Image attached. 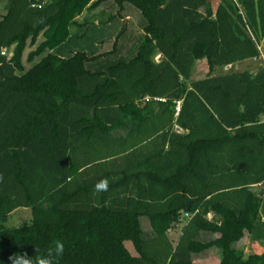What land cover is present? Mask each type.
<instances>
[{"label":"trees","instance_id":"1","mask_svg":"<svg viewBox=\"0 0 264 264\" xmlns=\"http://www.w3.org/2000/svg\"><path fill=\"white\" fill-rule=\"evenodd\" d=\"M104 1L143 18L134 52H120V30L108 51L58 55L70 27H80L75 17ZM216 1L214 9L211 0L6 1L0 264L16 253L35 259L57 239V264H205L192 258L210 248L217 264H264V249L244 256L240 248L246 237L264 243V189L251 191L264 182V70L255 48L264 0ZM199 59L207 73L189 81ZM246 59L258 60L254 73L222 68ZM17 208L29 209L28 224L5 227ZM140 217L152 233L145 238ZM182 220L171 243L166 233Z\"/></svg>","mask_w":264,"mask_h":264},{"label":"rangeland","instance_id":"2","mask_svg":"<svg viewBox=\"0 0 264 264\" xmlns=\"http://www.w3.org/2000/svg\"><path fill=\"white\" fill-rule=\"evenodd\" d=\"M6 1L7 0H0V13L4 12ZM109 16H111L110 20L106 21ZM75 21L80 27H76L75 25L70 27L69 33L71 39L67 43L65 42L62 48H58L57 53L60 56H67L72 50H80L84 48L92 49L94 54L108 51L112 48L115 36L120 30L123 31V34L118 37L116 41L120 52L123 54L127 53L130 46L133 47L134 52L142 33L141 28L144 25V20L136 9L125 4L122 10L119 11L116 5L111 1H104L95 9H83L81 13L75 17ZM99 22H101L100 25ZM102 22L107 23V25ZM80 34H82L81 38L78 37ZM74 36L80 39H75ZM98 39L100 40V43L97 46L96 40ZM31 49H33V46L27 45L22 55L24 69L29 67V64L26 63L24 59L27 51ZM130 51H132V49ZM128 55L129 56L124 57L129 58L132 56L131 53ZM251 191L256 194L258 193L256 188H251ZM29 219L30 213L28 208H17L9 213L5 222V227L16 228L26 225L28 224ZM183 221L184 220L179 221L178 224L167 231L166 235L171 243L177 240ZM138 222L142 231V238L146 237L147 232L148 235L152 234L145 217H140ZM247 242L248 240L246 237L240 244V248L244 251V255L248 252L249 248ZM123 246L131 255L135 254L129 242H123ZM256 247L257 246L254 248ZM258 248L254 251L255 253L260 251ZM218 259L219 251L215 248H210L207 252L202 251L192 258L194 262L205 264H217Z\"/></svg>","mask_w":264,"mask_h":264},{"label":"crops","instance_id":"3","mask_svg":"<svg viewBox=\"0 0 264 264\" xmlns=\"http://www.w3.org/2000/svg\"><path fill=\"white\" fill-rule=\"evenodd\" d=\"M216 4H217L216 0H211V8L212 9L215 8ZM3 13H0V15H2ZM260 45L262 48V55L264 57V39ZM258 64H259L258 60L246 59V60H243L241 62L232 64V65L228 64L227 66H229L230 69H234V70H238V71L248 69L249 71L254 73L258 68ZM206 73H207V69H206V64H205L204 59L195 60L192 64L191 68H190L189 81L202 79L203 77H205ZM140 106H141V104H140ZM251 188H256L257 191L263 190L264 189V182L258 183V184H253L251 186ZM247 243H248L249 248H248V252L245 255L243 254L244 256H248V255L253 254V253L255 254L254 251L258 247H259L258 249L260 251H258L257 253H260L264 249V243L263 242H250V241H248ZM255 246H257V247L254 248ZM242 252L244 253L243 250H242Z\"/></svg>","mask_w":264,"mask_h":264},{"label":"clouds","instance_id":"4","mask_svg":"<svg viewBox=\"0 0 264 264\" xmlns=\"http://www.w3.org/2000/svg\"><path fill=\"white\" fill-rule=\"evenodd\" d=\"M107 181H100L97 184L98 189H106ZM36 251V249H35ZM64 252V244L61 240L57 239L52 242L48 248L47 253L44 255L29 257L27 253H16L9 257L11 264H57L60 257Z\"/></svg>","mask_w":264,"mask_h":264},{"label":"built area","instance_id":"5","mask_svg":"<svg viewBox=\"0 0 264 264\" xmlns=\"http://www.w3.org/2000/svg\"><path fill=\"white\" fill-rule=\"evenodd\" d=\"M232 2H234V3L237 5V3L235 2V0H232ZM237 6H238V5H237ZM255 48H256V50H257V52H258V57L261 59V69L264 70V57H263V55H262L261 45H260V44H255ZM0 54H6L7 57H10V56H11V51H10V49H1V50H0ZM158 57H159V56L156 55V56L154 57V61L157 62V61H158ZM222 68H223V70H228V69H229V66L225 65V66H223ZM147 100H150V98H149L148 96H144V97L142 98V101H141V102H145V101H147ZM152 100H157V98H152ZM161 100H162V99H161ZM180 104H181V100H175V101H173V105H172V114H173L174 117H175V116L178 114V112H179ZM173 130H174L175 132H181V129L178 128L176 125L173 126ZM210 217H211V215H210V214H207V218H210Z\"/></svg>","mask_w":264,"mask_h":264}]
</instances>
